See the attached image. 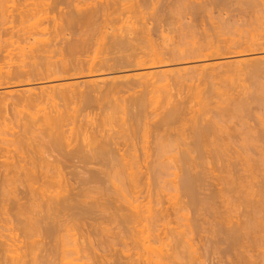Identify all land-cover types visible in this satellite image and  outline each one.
I'll return each instance as SVG.
<instances>
[{"label": "bare ground", "instance_id": "obj_1", "mask_svg": "<svg viewBox=\"0 0 264 264\" xmlns=\"http://www.w3.org/2000/svg\"><path fill=\"white\" fill-rule=\"evenodd\" d=\"M45 1L18 0V6L13 3L17 8L10 3L13 7L9 10V5H5L9 0H0L3 9L0 11V126L15 122L11 132L0 136V264H80L78 253L84 252L85 246L94 249L102 241L96 240V246L90 242L86 245L85 236L81 235L78 241L80 238H74L72 232L85 224V216L96 215L91 218L97 224L89 226L92 235L98 238L104 230L97 220L102 214L118 219L119 224L117 221L116 224L122 228L120 238L126 240L123 245L120 242L122 249L116 264H200L193 235L203 230L204 224L215 230H210L215 238H211L210 248L219 249L217 262L264 264V180L263 176L255 177L261 170H257L260 167L254 165L248 154V151L264 152V120L258 121L256 127L250 125L244 131L242 128L245 143L240 149L247 151V155L241 162L248 170L238 169L237 174L233 171L228 177L222 176L223 186L217 185L220 178L214 176L216 171L210 163L226 155L231 138L237 136L223 118L229 105L214 114L216 120L212 116L211 120L210 117L205 119V113L192 111L191 117H186L190 119L183 121L186 120L183 112L185 114L188 109L181 106L182 101L170 103L163 115L151 120L150 125L155 130L151 135L150 132L139 133L126 118H121L120 130L104 128L106 121L115 119L111 116L119 109L124 113L126 107L127 111L135 107L134 116H141L151 104V99L145 98L146 90L167 78L169 69L162 72L156 69L168 62L189 57L211 58L220 56L223 51L234 52L236 48L243 52L263 47L264 0H238L241 2L238 5L243 7L235 4L245 11L256 8L253 10L258 15L253 12L257 19L246 15L255 21H252L254 24L257 22L258 27L255 25L252 31L258 29V35L253 36L249 31L251 38L245 41L226 39L223 44L214 45L206 40L207 34L203 39L201 34L199 42H192L185 49L170 41L172 35L162 30L165 23L170 24V18L186 17L189 22L184 25L180 24V17H175L180 20L177 28L186 25L190 29L196 25L195 19H199L194 17L195 13L208 11L212 5L219 13L235 0L231 3L227 0L202 3L199 0H196L198 3L166 0L165 9L162 5L165 11L161 6L154 7L150 3L152 0H48L49 4ZM42 5H48L45 7H51L50 12L55 10L59 16L30 21L37 12L41 13L36 10ZM61 5H65V12L59 8ZM157 32L160 34L154 38L158 37L160 42L153 39ZM225 59H217L220 63L216 66H224ZM260 67L258 63L250 65L255 72ZM207 68L213 69L203 67ZM119 69H132L137 73L131 77L125 73L116 79L109 76L111 80L103 89L94 80V77L108 76L110 74L106 73ZM177 72L174 73L177 75ZM80 75L94 78L87 82L90 84H84L93 87L92 90L79 89ZM52 81L58 84L48 87L49 91L40 89L42 86L35 87ZM7 88L18 91L8 93L5 92ZM136 88H141V94L135 98L119 96ZM260 88L259 91L263 90ZM80 99L93 103L104 101L105 115L89 119L88 114L69 108ZM245 106V103L235 102L230 107L238 113ZM143 119L145 125L147 121ZM185 122L190 124L184 126ZM261 161L264 162L263 158ZM172 168L175 180L171 179L170 188L177 192L172 198L174 201L164 206V200L157 198L153 200L156 204L153 209L149 206L155 194L150 180L161 181ZM246 176L249 181H244ZM209 178L216 182H210ZM211 183L219 186L217 192L213 191L215 185L211 190ZM205 189L210 192L202 193ZM158 192L162 195L163 190ZM228 194L230 199H226ZM218 195L225 197L230 205H226L228 209L222 206L226 210L225 213L221 211L222 214L215 208L220 199ZM214 199L218 201L215 203ZM224 200L220 204H224ZM117 201L120 205L115 204ZM111 209L113 211L107 213ZM210 217L213 218L208 221ZM111 218L109 222H114ZM72 254L76 255L74 262L75 258L68 260ZM93 258L92 264H99L97 254Z\"/></svg>", "mask_w": 264, "mask_h": 264}, {"label": "rangeland", "instance_id": "obj_2", "mask_svg": "<svg viewBox=\"0 0 264 264\" xmlns=\"http://www.w3.org/2000/svg\"><path fill=\"white\" fill-rule=\"evenodd\" d=\"M152 1L153 2L150 1V3L151 4H154V7L155 6H159V8H160V6H161V9H163V8L165 9V5L164 4H166L165 3V2H167L166 0H162V1L161 0H152ZM190 1H192V0H190ZM197 1L196 0H193V3L197 2ZM204 1H209V0H199V2H201V3L204 2ZM227 1L229 3H231V0L230 1L227 0ZM237 1L238 0H235L234 1L235 2L234 4L232 2V4H233V5L231 4L232 6L229 4L230 6H228V8H226V9L225 8H222V9H225V11L224 10H221V9H220V11L218 10L219 13L216 11L217 9L216 10H215V8L213 9V7H212L213 5L208 8V11L206 10L207 13H206L205 10H204L205 12H203V10H202V12L204 14L203 13H200V12L199 13L197 12L199 14L198 15V14L195 13L194 15H196V16H194V17L195 18H199V19H195L194 18L195 21H196L195 22L196 25L195 24L194 25L197 26V27H195L193 25L194 27L188 29V27H186V25L183 26L184 24H186L187 22H189V20L186 17H183L184 18L183 19V18H181V16H179L181 21L180 20H178V21H180V24H183V25L182 26L180 25V27H178L180 29H178L177 26L179 24H178L177 19H179V17L178 16L177 17L175 16L177 19L175 17H174V19H173V17L170 18L169 19V23L170 24L167 25V23H165L164 26H166V27L163 26L162 30L163 29H164V31L166 30L164 32V34L167 33V35H169V36L172 35L171 36L172 37V40L169 39L170 41L175 42L178 45L179 48H184V49L190 47L193 44L192 42H195V41L196 42L197 41L199 42L200 41L199 39L202 37V35H203V37L201 39H203L206 36V34H207V37H205L206 40L209 39V41L210 42H213L212 44H214V45H217V44L220 45V43L223 40L226 41V39L227 40L228 39L229 40L230 39H234V40H242V41H245L246 38L247 39H248V37L251 38V36L249 34L252 35V33H253L252 28H254V26L257 23V22L255 24L253 23V22H255L253 19H257V18H255L256 17L255 16V13L256 12L254 11V10H256V8L255 9L253 8L254 9L253 10L252 8L251 9H248L246 7V9H248V10L245 11V9L244 10L242 9L243 6L240 4L242 6L240 8L241 9L240 10L238 8V6L240 7V5H238L240 1H238V3H236ZM257 1H259V0H257ZM241 2H243V1L241 0ZM7 3L5 5H7V6L9 5V10H11L12 9L11 7H13V6L16 7V5L18 6V4L20 2H18V0H9V2H7ZM13 3L16 4V5H14ZM45 3L49 4V1L47 0V1H45ZM150 3H149V5H151ZM235 4H237L238 6L235 5ZM162 5H164V7ZM43 6L44 5H42L41 8H40V6L37 8L36 11H40L41 13H38L37 12L36 13L37 14L36 17L32 18L30 21H34V20H37V19H40V20H43V21L45 19H49L50 20L52 17L54 18L56 16L57 17L59 16L58 15V12L55 11V10L54 11L51 10V12H50V8L51 7L48 8V9H47V7H45V6H48V5H45L44 7ZM151 6L153 7V5H151ZM63 7H65V5H61L59 8L63 9ZM236 7L238 8L237 11H236ZM210 8H212V9H210ZM1 9L2 8H0V11H1ZM227 9H229V10L227 11ZM234 9H235V11H234ZM58 10H60V9H58ZM65 10L66 9H63V12H65ZM210 10H212V12H210ZM242 10H243L244 13L242 12ZM43 11H47V13L46 12L45 13H42ZM166 11H168V10H166ZM214 11H216V12H214ZM220 12H222V13H220ZM233 13H235V14H233ZM237 13H239V15ZM231 14H233V15H231ZM241 14H242V16H241ZM246 14H248V16H251V18H253V16H254V18L251 19ZM256 15H258V13H256ZM207 16L208 17L210 16L209 17L210 19ZM247 19L248 20L250 19L251 22L250 21L247 22L248 21ZM262 19L263 18H261V23H262ZM259 20H258V23H260ZM261 23H260V25H261ZM192 24H193V22H192ZM249 25H253V27L252 26H249ZM204 26L206 28H204ZM202 27L204 28V31H206V30H209V31H207V33H204V31H202V29H201ZM256 27H258V26L256 25ZM255 30L256 29H254V31ZM249 31L252 32V33H250ZM262 31H263V29L260 32L262 33ZM257 32H258V29H257ZM257 32H254L253 33V36H255L257 34ZM157 33L158 34L153 35V39H156V40L158 39V37L157 38H154L156 36H159L160 33L159 32H157ZM158 40H157V42H160ZM169 40H168V42H170ZM209 41H205V42H209ZM201 42H202V40H201ZM202 44H205V43H202ZM222 44H223V42H222ZM252 48H255V49L250 50V51L239 52L242 49L236 48L235 50H233L234 52H231V53L230 52L228 53L226 51H225L226 52L225 53L222 50L223 52H221V55L220 56L219 55H216V56H212L211 58L210 57L209 58H205V57H197V58L194 57V58H192V57H189L188 59H183V60L181 59V60H175V61H172V62H168L167 64H165V65L161 66L160 68L156 69V70L161 71V72L163 70L164 71L165 70L167 71L169 69L167 71V73H166L167 74L166 80H163L162 82H158L154 86H150L146 90V92H145V98L146 99L147 98L151 99L150 100L151 102L150 101L149 102L152 105L150 104V106L141 114V116H136V117L134 116V113L137 111V109L135 107H133V109L131 111H129V109L127 111V107H126V109L124 110V113H123L122 110H121L122 112H119V110H120L119 109L118 110V113L116 115L115 114H112L114 116H111V117H115V119L114 118H111L109 121H106L105 122L106 123V126L104 128L105 129H111L112 128V129H117V130L119 129L120 130V128H119L120 127V124H122V122H123V120L121 118H126L128 120V123H131L134 126H136V129H137V131L139 133H141V132L144 131V132H150L149 134L151 135V133L152 134H155L154 133L155 130H153L152 127H151V125H150L151 120H156V119H158V117L160 115H163L164 112L170 107V103H173V102L174 103H177V102H181L182 101L183 105H181V106L182 107L185 106L183 108L188 109V110L185 111L186 113L188 112V114H186V113L184 114V112H183L184 119H186V120H183V121H187V120L190 119V118H186V117H191L192 114H190V112H192V111L193 112L194 111L195 112L200 111L202 113H205V115H206V118L205 119H208L210 117L209 119L211 120V116L214 117V114L216 112H218L221 108L226 107L228 105H229L228 106V108H229L231 106V104L232 103L235 104V102L245 103L246 106L244 107L243 110H241V112L234 113L232 111L233 109H231L233 107V105H232V107H230V110L231 111H229V109L226 108L228 111H224L223 112L224 113L223 118L226 119V122H227L228 126L230 127V131L233 132V133H235V135L237 134V136H235V138L234 137L231 138L232 140L230 141V144H228V147H227V150L228 149H230V150L226 151V153H225L226 155H223L222 157L220 155L221 158L219 157V160L213 161V164L214 165L210 163V166H211V168L215 169V171H216L215 172L216 174L214 175L213 174L214 170L212 169L211 170L212 174L214 176H217V178L219 176L220 180H221L222 176H224V177L225 176H227V177L230 176V172H233L234 171L233 174L234 173L237 174L236 171L238 169L239 170L240 169H243L244 171L245 170H248L246 168V166H243V164L241 162V161H243L244 158H246V155H247V151L245 153V150L244 149H240L241 146L243 148V146H244L243 143H245V141H244L245 135H244L243 131L246 130V128H248L250 125H251L250 127H253L254 125H256V123L258 121L264 120V88H263L264 87V46L261 47V48L257 47L258 49L256 47H252ZM222 58H226L225 61L223 62V63H225L224 66H222V67L216 66V65H218V63H220V62L217 61V59H222ZM208 62L210 64L209 65H206ZM254 63H258L261 66L260 69L258 71H256V72L255 71H251V69H250V65L251 64H254ZM212 65L216 66L217 68L216 67L214 68V66H212ZM204 66H206V67L208 66L209 68H213V69H208V68L207 69H203ZM143 71H145V70H143ZM169 71H172V72L171 73H168ZM176 71H178L177 72V75L175 74ZM125 73H126L127 76L129 75L131 77L134 73H137V71L135 72L132 69L113 70V71H110L109 73H106V74H110V75L107 76V75L104 74L105 76H103V74H102V75H99V77H94L96 79L89 78L88 75H80V76H78V80H77L81 84V87L79 89L85 90V91L92 90L93 87L88 86V85H84V84H90V83H87V82L88 81L90 82V80H92V79H94L96 82H98V84L100 86H102L101 89H103L105 87L104 85L106 84V82L108 84V81L111 80V77H109V76H113V77L115 76L114 78L116 79V76L119 78V76L122 75V77H123V75L125 76ZM169 74H171V75H169ZM178 76H180L179 77L180 79L178 78ZM135 78H137V77H135ZM64 82L71 83L73 81H71V82L70 81H64ZM53 84H58V82L57 81H52L51 83H44V84H40V85H37L36 84L35 87L38 89L39 86H42L40 89L43 88V89H47V91H49L50 89L48 87H50ZM167 84H168V86H166ZM261 85H262V87H261ZM31 87H34V85L31 86ZM260 87L263 90L259 91L258 89ZM16 89L15 88H7V90L5 89L6 90L5 92H8V93L9 92H12V93H14L13 91H18ZM18 89H20V88H18ZM8 90H10V91H8ZM134 91H136V93H134ZM134 91H129V92L128 91H125L126 93H124V92H123V94L120 93L121 95L119 94V96H125L126 98H135V97H137V96H139L141 94V92H140L141 91V88H136V90H134ZM83 100L84 99H80V102H75V103L70 104L69 105V108L70 109L76 108V110H78L77 113L88 114L89 115V119H91V118L99 119L100 118L99 116H101V115L104 116L105 115V112H104L105 102L104 101L94 102L93 103V102H87V101H83ZM233 101H235V102H233ZM115 113H116V111H115ZM143 118H146V121H147V123L145 125H143V122H144V119ZM181 118H183L182 115H181ZM215 118L216 117H214V119ZM139 120H142L141 123H140V125H139ZM6 123L8 124L7 126H3V125L0 126V132L2 133V134H0V136L2 135V137L4 136V134H3L4 132H11L12 130L10 128L15 124L14 121H12L10 123L6 122ZM185 123L186 124L184 126H188V124H190V122L189 123L185 122ZM244 126H245V128H244ZM254 127H256V126H254ZM242 128H243V131H242ZM236 129H237V131H236ZM238 131H239V133L241 131V133H243V134H241V133L239 134ZM238 135H240V136H238ZM230 147H232V148H230ZM248 154H249L250 157H252L251 159L254 161V165H257L258 167H260L259 169H257V166H255V168L257 170H261L260 171L261 173L258 172V171L256 172L257 175H255V177H258V179H260V176H263L264 177V169H263L264 168V166H263L264 165V162L261 161V158H263V161H264V152L261 153V154H259L257 152L248 151ZM260 156H261V158H260ZM252 160H251V162H253ZM230 161L232 162V164H231ZM208 167H209V165H208ZM227 167H229V168H227ZM226 170L229 171V173H227ZM170 171H171V173L169 175L166 174L164 177L162 176V178L165 181L162 178H161V181L160 180H157L158 183L157 182H154L153 179L150 180V183H151L150 187L153 190V193H155V194H153V196H151V203L152 204L150 203L149 206L152 205V208L153 209H154L153 206L156 205V204H154L155 203L154 201H156L157 198L158 199H161V200H164L163 201V205L164 206L165 205L169 206V204H170L169 202L174 201V199H172V198H174V196H176L175 194L177 192H175L174 189L170 188V187H172V184L170 182L172 180H175V177H174L175 175H172V172H174L175 170L172 168V169H170ZM263 177L261 179L264 180ZM217 178L216 179L213 178V180H217ZM243 178H245V177H243ZM254 179H253V181H254ZM211 180L212 179H210L209 181L212 182ZM220 180H219V182L217 181V185L219 183V186L220 185L223 186L224 183H221L223 180H221V181ZM249 180L250 179L247 176H246V180L244 179V181H249ZM255 181H257V180H255ZM213 182L215 183L216 181H213ZM159 185L162 186L164 189L162 187H159ZM213 185H215V184H212V186H210V187H212L211 190L214 187H216L215 190L213 189V191L217 192L216 190H218V187L219 186L217 187V185H215L213 187ZM155 186H157V187L155 188ZM160 188L163 190V192H161V189ZM155 189H157V192L160 190V192L162 193V195H160L159 192H158L159 193L158 194L159 196L156 195L157 192H155L156 191ZM206 190L207 189H205L204 192L202 191V193L206 194L207 193V192L205 193ZM209 192L210 191H208V193ZM155 195H156V197H155ZM164 195H166V196H164ZM177 195L179 196V194H177ZM227 197H228V199H230L229 198V194L226 195V199H227ZM219 198H218L219 201L217 199V201L219 203L216 201V199H214L215 200L214 202L215 203L217 202L218 207H217V204H215V203L214 204L216 206L215 208H217V212H219V214H222L223 212L224 213L226 212V210L222 206H225V208L228 209L230 205L226 203V200H224L225 197L221 198L219 196ZM142 200L143 199H141V201ZM222 200H224L226 204L225 203L224 204L223 203L220 204V201L222 202ZM119 203L120 202L117 201V203H115V204L118 205ZM144 203H147V200L144 201ZM219 205H221V206H219ZM226 205H229V206L226 207ZM155 208H157V207L155 206ZM109 211L112 212L113 209L108 210L107 213H109ZM215 211H216V209H215ZM221 211H223V212H221ZM189 213L190 212H188V215L191 216ZM104 215H106V214H104ZM104 215L102 214V215H100V217L97 218V220L102 224L101 225V228H104V230L101 232L102 235L100 236V234H101L100 233L98 235V238L96 237L97 239L95 238L94 234L92 235V233L90 231L91 227L89 226L91 223H92L91 225H93V226H94V224L95 225L97 224L96 221L93 219V218H95L96 215L88 216L89 218H87V216H85L87 218V220L85 218V220H84L85 224H83V226H82L83 228L80 227V229H78L77 231L74 230L75 233L72 232L73 234H75L74 235V238H76V239H79L80 238V240H78V241H81V235L83 237L85 236L86 238L88 236L87 239L85 238L86 245H89V242H90L91 245L93 244V246H96L97 243L95 244V242H98L96 240L99 239V241H102V243L100 242L97 245V247H94V249H93V247L89 249V246L88 247L85 246L84 252L81 253V251H82L81 250L78 253L79 254V258L81 257L80 260H79L80 264L81 263L82 264H85V262H87L88 264L89 263H91V264L94 263V258L93 257L96 254H97V257H99L100 259L103 258L102 259L103 262L99 259V261H100L99 264H102V263L103 264H114V263L116 264L117 261H118V258L117 257H119V255L121 254V249H122L121 246L123 245V243L126 240L120 238V236L122 235V234H120V231H121L122 228H121V226L118 225L119 224V222L117 221L118 219L115 220L116 218L113 216L115 218L114 219L111 215L109 217L108 216L109 214H107L106 217ZM92 216H94V217L91 218ZM101 218H105L107 220H105V219L102 220ZM110 218L111 219H114V222H112V221L109 222L110 221ZM212 218L213 217H210L207 220L210 221V220H212ZM92 221H95V222H92ZM116 221L118 222V224H116L117 223ZM208 226H209V228H208ZM201 227H203V230L204 231L201 229V230H199V231L196 232L197 235L196 234L193 235L194 239H196L194 241V243H195V245L197 247V250L199 249V251H197V254L199 255V258H200V262L199 263L200 264H217V263L220 264V262H217V261H219L218 260L219 255H218V253H216V252L219 251V249L216 248V250H213V249L210 248V245H211L210 242H212L211 240L212 239L215 240V238H212V235L211 234L215 230H213V227L211 229L209 224H204ZM210 230H213V231L210 232ZM77 232H78V234H77ZM88 234H90L92 237L90 235H88ZM115 235L116 236L118 235V236L116 237ZM120 242H121L122 245L120 244ZM103 243H104V245H103ZM84 245H83V247H84ZM86 247H87L88 251L85 250ZM222 247H224V246H222ZM71 248L73 249V246ZM209 248H210V251H209ZM116 249H118V250L120 249L119 250L120 252L117 251ZM212 250H213V252H212ZM78 254H77V256H78ZM90 254L93 255V256H91ZM73 255H74V257H73ZM106 255H108V256H106ZM69 256H68L69 257L68 260H70V258L71 259L72 258H75L73 260V262L76 260V257H75L76 255L75 254H72V256L71 255H69ZM89 258H90V260H89ZM203 258H204V260H203ZM115 260H116V262H115ZM122 261H123V259H122ZM204 261H205V263H204ZM79 262L77 260L76 263H79Z\"/></svg>", "mask_w": 264, "mask_h": 264}]
</instances>
